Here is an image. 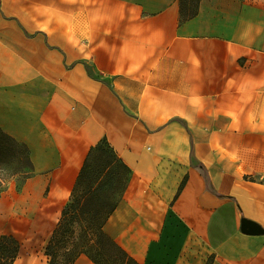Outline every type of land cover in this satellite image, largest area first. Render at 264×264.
<instances>
[{
    "label": "crops",
    "instance_id": "obj_1",
    "mask_svg": "<svg viewBox=\"0 0 264 264\" xmlns=\"http://www.w3.org/2000/svg\"><path fill=\"white\" fill-rule=\"evenodd\" d=\"M0 129L34 171L0 195L12 264H48L102 139L130 171L103 231L137 263L264 264V0H0Z\"/></svg>",
    "mask_w": 264,
    "mask_h": 264
},
{
    "label": "trees",
    "instance_id": "obj_2",
    "mask_svg": "<svg viewBox=\"0 0 264 264\" xmlns=\"http://www.w3.org/2000/svg\"><path fill=\"white\" fill-rule=\"evenodd\" d=\"M188 0H180V21H187L198 12V0H191L193 7L188 9ZM118 169L125 173L122 194L130 171L116 156L105 139L93 147L78 174L68 202L62 209L60 219L45 248L48 264H73L80 256H86L94 264H139L103 231V225L114 210L121 196L109 207L102 223L104 243L98 241L88 246H80L74 238V222L97 217L104 206V198L119 183ZM34 174L27 146L0 129V195L8 184L15 180L20 189ZM184 185L181 183L179 190ZM111 199V198H110ZM19 243L10 235L0 236V264H12L17 257ZM210 258L206 264H211Z\"/></svg>",
    "mask_w": 264,
    "mask_h": 264
},
{
    "label": "rangeland",
    "instance_id": "obj_3",
    "mask_svg": "<svg viewBox=\"0 0 264 264\" xmlns=\"http://www.w3.org/2000/svg\"><path fill=\"white\" fill-rule=\"evenodd\" d=\"M187 6L188 9L193 7L191 0L187 1ZM118 173L121 177V180L119 181V183H116L114 185L111 197L107 195V197L104 198V206L102 207L99 214H97V217L89 220V216H86L85 220L80 222L76 220L74 222L72 226L74 228V238L80 246H88V244L90 245L91 243H94L96 241H98V243L105 242V238L102 235L103 231L101 226L109 207L122 195L121 192L125 181L124 178L126 177L125 173L120 169H118ZM11 182H14L15 185L17 184L15 180H12Z\"/></svg>",
    "mask_w": 264,
    "mask_h": 264
}]
</instances>
